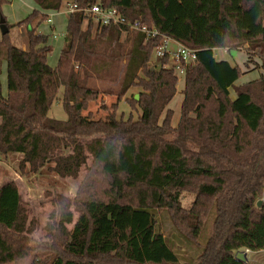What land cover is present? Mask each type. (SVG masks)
Returning <instances> with one entry per match:
<instances>
[{
  "label": "trees",
  "instance_id": "16d2710c",
  "mask_svg": "<svg viewBox=\"0 0 264 264\" xmlns=\"http://www.w3.org/2000/svg\"><path fill=\"white\" fill-rule=\"evenodd\" d=\"M65 1L32 0L36 9L11 26L2 15L8 0H0L8 28L0 40V72L7 64L0 161L20 156L21 176L45 171L77 181L84 172L72 204L77 216L56 203L53 225L44 229L50 243L30 238L16 184L0 186V264L31 257L30 264H178L159 212L188 243L199 240L214 212L198 264H243L236 253L264 251V203L257 207L264 192L263 83L244 84L231 100L242 73L213 56L245 46L264 52V0H71L78 11L67 16L52 68L48 36L36 31ZM94 4L197 52L184 73L175 128L167 107L178 79L161 67L166 61L152 63L155 44L142 35L125 37L116 26L93 35L91 22L83 29L81 10ZM12 28L25 29L26 50L9 41ZM60 89L66 121L48 116ZM133 89L137 100L127 97ZM106 97L115 98L109 107ZM122 100L140 110L137 120L117 118ZM99 101L104 118L83 115ZM183 194L194 196L188 208Z\"/></svg>",
  "mask_w": 264,
  "mask_h": 264
},
{
  "label": "rangeland",
  "instance_id": "374dc122",
  "mask_svg": "<svg viewBox=\"0 0 264 264\" xmlns=\"http://www.w3.org/2000/svg\"><path fill=\"white\" fill-rule=\"evenodd\" d=\"M66 1L70 2L71 0ZM34 9H36V6L32 0H8V3L2 7V15L4 16L6 22L12 26L24 20ZM51 21L54 26L53 30L49 28L50 25L46 21L39 26L36 32L38 34L48 36V43L52 51L47 56V64L53 68L57 63L60 50L63 46L62 36L65 34L67 23L65 7H62L58 14L51 18ZM91 27L92 34L95 35L97 29L94 24H92ZM82 28L87 29L86 22L83 23ZM54 36L56 37L54 38ZM1 38L2 37L0 33V40ZM8 38L11 44L17 49L23 51L27 49V38L24 28L10 29ZM216 59L225 61L233 67H238L242 73L241 78L235 83L233 89L229 90L231 100H234L236 97L235 91L238 88H241V86H243L246 82L251 83L260 80V82L263 83L264 88L263 51H252L251 49L248 50L247 46L243 47L242 49H233L229 52L218 50L216 52ZM151 61L154 65H158V61L154 56L151 57ZM6 73L7 64L3 60L0 72V85L3 95H6L7 90ZM183 87L184 79L182 74L178 76L176 95L171 101L170 105L167 107V109L171 110L173 113L171 125L174 128L178 124L180 117V104L182 100ZM131 95H138V90H131L127 94V97H130ZM61 97L62 89L58 91L56 100L49 109L48 116L49 118L57 121H66L67 115L62 108ZM102 102L104 105L109 107L115 102V98L106 97ZM102 102L100 103L99 101L97 103H90L88 105L87 111L84 112L83 115H87L90 112L94 118H104L106 113L99 110ZM140 115L141 112L138 108L132 110L124 100L119 103L117 118H122L123 120L131 118L135 121ZM20 159V156L11 155L7 159L0 161V179L3 180V183L13 181L16 184L21 196L22 207L24 208L27 222H31L32 233L30 238H32L36 244L44 242L50 243L51 240L46 238L47 231L44 229L45 227L49 228V226L53 225L50 214L54 212L55 215V212L58 211H53L55 209L56 203H61V205L64 207L68 205L69 210L72 212L74 218L77 216L72 204L76 201L75 192L84 172H81L80 178L77 181H73L71 179H60L54 174H49L45 171H43L40 175L25 174L21 176L17 171L18 161ZM262 198L264 199V192ZM181 199L182 206L184 208H188L194 200V196L190 194H183ZM214 216V212H211L210 216H207L208 220L199 240L188 243L183 238H181L175 230H173L166 212H159L156 217L160 231L166 237V240L168 241L172 250L177 254L178 264H198V257L202 252L207 238L212 233L211 227ZM180 230L184 232L183 229ZM37 253L40 255V258H43L41 251H37ZM246 259V264H264V253L258 252L254 255L249 253ZM31 260L32 257L12 264H30ZM110 264H118V262L117 260H113L110 262Z\"/></svg>",
  "mask_w": 264,
  "mask_h": 264
},
{
  "label": "built area",
  "instance_id": "2783aa9c",
  "mask_svg": "<svg viewBox=\"0 0 264 264\" xmlns=\"http://www.w3.org/2000/svg\"><path fill=\"white\" fill-rule=\"evenodd\" d=\"M64 5L67 16L78 11L76 3L70 1L65 2ZM81 12L86 24L91 22L99 30L116 26L122 28L123 36L130 33L140 34L143 36L145 43L155 44L152 55L159 63L166 61L161 67L172 71L177 79L182 74L184 79L185 70L197 61L196 51L188 49L174 40L161 35L155 27H147L140 25L138 22L132 23L126 21L116 9H107L100 4H94L81 10ZM57 14L58 12L50 13L47 23L52 24L51 18ZM217 51H213L215 59ZM223 51L227 52L226 50Z\"/></svg>",
  "mask_w": 264,
  "mask_h": 264
},
{
  "label": "water",
  "instance_id": "95a60500",
  "mask_svg": "<svg viewBox=\"0 0 264 264\" xmlns=\"http://www.w3.org/2000/svg\"><path fill=\"white\" fill-rule=\"evenodd\" d=\"M220 3L223 2V0H219ZM0 33L1 36H4L8 33V28L6 26V22L3 18H0ZM134 99L137 100L138 99V95L134 96ZM262 201L257 203V207H259L261 205ZM235 260H237L238 262H241L243 264L246 263V253L245 252H238L235 255Z\"/></svg>",
  "mask_w": 264,
  "mask_h": 264
},
{
  "label": "crops",
  "instance_id": "0c3cea01",
  "mask_svg": "<svg viewBox=\"0 0 264 264\" xmlns=\"http://www.w3.org/2000/svg\"><path fill=\"white\" fill-rule=\"evenodd\" d=\"M65 2H67V1H65ZM68 2H69V1H68ZM49 25H50L49 28L53 30V29H54L53 24H49ZM1 37H2V36H1ZM62 37H63V36H62ZM227 52H228V51H227ZM219 61H220V60H219ZM254 80H256V79H254ZM252 81H253V80H252ZM246 83H248V82H246ZM246 83H245V84H246ZM181 101H182V100H181ZM169 105H170V104H169ZM2 181H3V180L0 179V182H1V183H0V186H2L3 184L6 183V182L3 183ZM8 182H9V181H8ZM261 201H262V203H264V199H263V198H262ZM242 252H245V253H246V257L248 256L249 253H251V252H246V251H242ZM257 253H258V252H257ZM257 253H256V254H257ZM259 253H264V251H261V252H259ZM251 254L254 255L255 253H251ZM246 263H247V259H246ZM246 263H245V264H246Z\"/></svg>",
  "mask_w": 264,
  "mask_h": 264
}]
</instances>
